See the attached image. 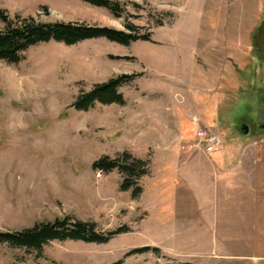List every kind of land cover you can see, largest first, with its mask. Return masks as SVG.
Wrapping results in <instances>:
<instances>
[{
    "label": "rangeland",
    "instance_id": "1",
    "mask_svg": "<svg viewBox=\"0 0 264 264\" xmlns=\"http://www.w3.org/2000/svg\"><path fill=\"white\" fill-rule=\"evenodd\" d=\"M111 1L121 15L84 0H0V29L34 18L142 36L51 41L0 60V231L58 218L128 229L40 250L0 242V264H264V216L235 214L232 189L237 165L264 189V0ZM123 75V102L74 106ZM200 126L221 132L219 150L197 146ZM103 158H141L147 173L95 166Z\"/></svg>",
    "mask_w": 264,
    "mask_h": 264
},
{
    "label": "trees",
    "instance_id": "2",
    "mask_svg": "<svg viewBox=\"0 0 264 264\" xmlns=\"http://www.w3.org/2000/svg\"><path fill=\"white\" fill-rule=\"evenodd\" d=\"M90 4L103 6L111 10L116 15H121V7L118 3L111 0H84ZM0 14H2L0 10ZM5 19L7 15L3 14ZM133 25H129L131 31L119 30L106 26H88L71 22H40L34 18L24 19L19 22H9L6 28L0 29V60L10 63H19L22 54L30 47L40 43L51 41L62 42L67 45L78 43L83 40L105 37L123 44H130L142 36L134 34ZM148 39V36H144ZM130 75H123L111 79L105 83L95 86L94 89L79 98L74 106L77 109L89 110L97 102L114 103L123 102V94L119 92L120 85L128 81ZM146 162L141 158H134L131 163L120 162L117 159L108 160L103 158L95 163V166L112 169L119 167L122 172L129 176L142 175L147 173ZM132 185L129 179L123 184L124 189ZM136 192L141 191L140 186H136ZM127 226L121 227L116 231L102 233L97 230L96 224L85 221H71L69 218H58L54 222L38 223L31 228L21 232L0 231V242L9 243L17 247L40 250L45 244L53 240H83L86 242H105L116 233L124 232ZM151 249L150 246L135 248L131 252L139 253ZM157 249V248H154ZM113 263V264H117Z\"/></svg>",
    "mask_w": 264,
    "mask_h": 264
},
{
    "label": "crops",
    "instance_id": "3",
    "mask_svg": "<svg viewBox=\"0 0 264 264\" xmlns=\"http://www.w3.org/2000/svg\"><path fill=\"white\" fill-rule=\"evenodd\" d=\"M244 169H245L244 166H239V165H237L234 168V184H233L234 186L232 189H233V194H234L233 197L234 199H236L234 202L235 203L234 207H236L235 214H239V216L243 215V208L244 207L246 208V206H248L249 207L248 216H264V196L261 195L263 193L262 191L264 190L261 186L262 182H259L258 180H256L258 182H254L255 180L253 181L252 177H249L250 179H247V175ZM216 186L217 188L215 187V185H213L214 188L212 189L214 190V197L218 196V188L220 187V184H218L217 182ZM201 192L202 193L200 192L196 193L197 197L204 201L206 200L207 202V198H210L211 195L209 197V194L207 195L206 192L204 191H201ZM261 197H262L263 212L259 211V208H260L259 202H260ZM244 216H247V215H244ZM261 229H264V228L261 226L259 227V225L256 228L257 231H261ZM257 235H260V234H257Z\"/></svg>",
    "mask_w": 264,
    "mask_h": 264
},
{
    "label": "built area",
    "instance_id": "4",
    "mask_svg": "<svg viewBox=\"0 0 264 264\" xmlns=\"http://www.w3.org/2000/svg\"><path fill=\"white\" fill-rule=\"evenodd\" d=\"M198 145L207 153H214L219 150L223 143L221 132L215 128L200 126L197 130Z\"/></svg>",
    "mask_w": 264,
    "mask_h": 264
},
{
    "label": "water",
    "instance_id": "5",
    "mask_svg": "<svg viewBox=\"0 0 264 264\" xmlns=\"http://www.w3.org/2000/svg\"><path fill=\"white\" fill-rule=\"evenodd\" d=\"M263 129H264V124L262 125ZM243 131L245 132V134L249 133V126L248 125H244L243 126Z\"/></svg>",
    "mask_w": 264,
    "mask_h": 264
}]
</instances>
